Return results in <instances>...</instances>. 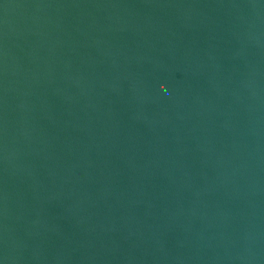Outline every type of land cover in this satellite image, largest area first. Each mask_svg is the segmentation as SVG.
I'll return each mask as SVG.
<instances>
[{
	"label": "water",
	"instance_id": "95a60500",
	"mask_svg": "<svg viewBox=\"0 0 264 264\" xmlns=\"http://www.w3.org/2000/svg\"><path fill=\"white\" fill-rule=\"evenodd\" d=\"M0 264H264V0H0Z\"/></svg>",
	"mask_w": 264,
	"mask_h": 264
}]
</instances>
